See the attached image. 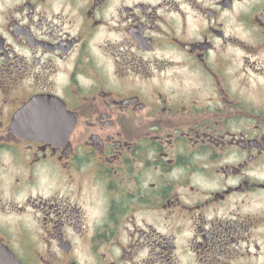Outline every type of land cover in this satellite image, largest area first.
I'll return each mask as SVG.
<instances>
[{
  "label": "flooded vegetation",
  "instance_id": "obj_1",
  "mask_svg": "<svg viewBox=\"0 0 264 264\" xmlns=\"http://www.w3.org/2000/svg\"><path fill=\"white\" fill-rule=\"evenodd\" d=\"M0 243L264 264V0H0Z\"/></svg>",
  "mask_w": 264,
  "mask_h": 264
},
{
  "label": "water",
  "instance_id": "obj_2",
  "mask_svg": "<svg viewBox=\"0 0 264 264\" xmlns=\"http://www.w3.org/2000/svg\"><path fill=\"white\" fill-rule=\"evenodd\" d=\"M0 264H21L16 256L0 243Z\"/></svg>",
  "mask_w": 264,
  "mask_h": 264
}]
</instances>
